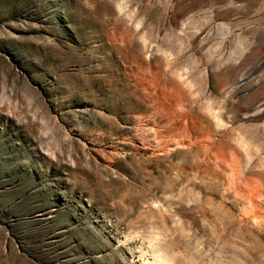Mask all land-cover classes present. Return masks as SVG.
I'll return each instance as SVG.
<instances>
[{"label": "rangeland", "instance_id": "1", "mask_svg": "<svg viewBox=\"0 0 264 264\" xmlns=\"http://www.w3.org/2000/svg\"><path fill=\"white\" fill-rule=\"evenodd\" d=\"M0 264H264V0H0Z\"/></svg>", "mask_w": 264, "mask_h": 264}, {"label": "bare ground", "instance_id": "2", "mask_svg": "<svg viewBox=\"0 0 264 264\" xmlns=\"http://www.w3.org/2000/svg\"><path fill=\"white\" fill-rule=\"evenodd\" d=\"M257 191V190H256ZM254 192H255V190H254Z\"/></svg>", "mask_w": 264, "mask_h": 264}]
</instances>
